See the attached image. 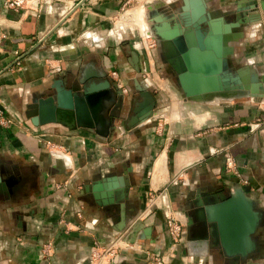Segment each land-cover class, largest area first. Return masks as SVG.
<instances>
[{
    "label": "crops",
    "instance_id": "obj_1",
    "mask_svg": "<svg viewBox=\"0 0 264 264\" xmlns=\"http://www.w3.org/2000/svg\"><path fill=\"white\" fill-rule=\"evenodd\" d=\"M79 1L45 0L39 11H24L6 8L0 0V103L16 119L9 127L0 126V182L8 176V183H15L17 167L39 170L36 186L28 183L25 194L0 193V264H89L92 239L103 244L117 236L125 243L110 264H144L145 250L164 253L174 264H228L215 251L193 254L196 232H189L194 222L188 211L190 198L200 199L202 189L227 192L234 186H242L262 212L255 234L259 251L240 264H264V98L187 100L169 65L163 88L154 92L152 117L128 127L135 114L127 121V107L122 108L107 136L56 122L34 125L25 116L34 94H48L53 78L69 71L105 74L113 89L118 85L111 69L128 89L136 86L135 79L150 88L160 80V47L147 51L142 46V38L154 34L148 7H171L176 1L180 6L181 0H143L147 27L143 11L131 7L132 21L141 28L118 19L125 0H84L67 15ZM248 2L209 4L233 10ZM234 59L264 71V20L243 29ZM145 69L152 79L143 76ZM37 135L52 143L45 145ZM56 159L63 160L64 172ZM125 168L131 182L127 212L125 219H114L88 203L80 189ZM64 180L66 188L60 186ZM171 210L182 225L176 245L165 222ZM48 241L52 254L45 257L41 248Z\"/></svg>",
    "mask_w": 264,
    "mask_h": 264
},
{
    "label": "water",
    "instance_id": "obj_2",
    "mask_svg": "<svg viewBox=\"0 0 264 264\" xmlns=\"http://www.w3.org/2000/svg\"><path fill=\"white\" fill-rule=\"evenodd\" d=\"M83 1L80 0L67 15ZM181 1L177 11L164 5L149 6L148 15L153 22L154 34L151 35L157 38L162 59L176 73L185 99L195 102L241 96H251L255 101L263 99L264 71L250 62L234 66L232 60L237 55V43L243 37V29L262 24L264 0H249L246 5H236L233 10L213 8L210 0ZM165 10H169L170 18ZM135 84L141 100L136 102L133 120L126 122L128 127L134 120L135 123L152 117L156 104L146 86L138 79ZM50 88L46 95L34 94L26 105L25 116L34 125L56 122L69 129L79 127L104 136L113 129L119 114L112 112L108 118L104 111L113 105L117 91L105 74L89 70L69 71L53 78ZM56 164L64 172L63 160L56 159ZM130 185L129 176L124 172L101 177L91 184V189L96 198L103 197V204L119 203L123 219ZM205 193L206 197L196 207L197 224L202 226L192 238L196 241L193 254L204 255L211 250L227 259L228 264H240L252 252H258L260 245L255 234L262 212L245 189L234 186L227 193ZM150 230L147 229L148 234Z\"/></svg>",
    "mask_w": 264,
    "mask_h": 264
},
{
    "label": "built area",
    "instance_id": "obj_3",
    "mask_svg": "<svg viewBox=\"0 0 264 264\" xmlns=\"http://www.w3.org/2000/svg\"><path fill=\"white\" fill-rule=\"evenodd\" d=\"M51 1H63V0H51ZM127 0H125L126 2ZM45 0H4V6L6 8L18 10L23 9L26 10H33L39 11L42 7ZM151 40V41H150ZM155 43V36H147L142 38V46L147 51L154 46ZM17 51H15V54ZM18 63V60H16ZM109 74L115 80L116 84L119 88L122 89L123 92H127V86L123 83V80L119 77L118 71L116 69H111ZM143 76L145 78H153V74L151 73L150 69L143 70ZM154 84H157L154 82ZM264 101V99H263ZM16 122V119L7 112L4 105L0 103V126L1 127H9ZM38 140L42 141L45 145L51 144V140L48 136L45 135H37ZM226 164L228 167L231 166L232 158L227 155L226 157ZM60 186L67 187V180H64ZM64 214V211H63ZM63 214L60 216V221H64ZM80 216V213L77 212ZM140 218V216H139ZM166 228L168 235L172 241L173 245H176L182 239V225L174 211H169L165 218ZM118 243V244H117ZM125 241L121 238V236H117L110 240L109 242L101 244L97 239H92L91 245V253L89 257V264H110V261L113 259V256L116 252V247L118 245L120 247L124 246ZM42 254L45 257H48L52 254V244L50 241L44 243L42 245ZM146 252V259L144 264H174L172 263L167 255L164 253L155 252L153 250H145ZM170 255H173V251L170 252ZM243 264H257V263H243Z\"/></svg>",
    "mask_w": 264,
    "mask_h": 264
},
{
    "label": "flooded vegetation",
    "instance_id": "obj_4",
    "mask_svg": "<svg viewBox=\"0 0 264 264\" xmlns=\"http://www.w3.org/2000/svg\"><path fill=\"white\" fill-rule=\"evenodd\" d=\"M179 5H177V1L175 2V4H173L171 6V8L174 11L179 10ZM155 45L156 48L159 47V43L157 41V38H155ZM158 56L160 58L161 57V52L159 51ZM170 64L167 63H163V67L164 69L169 66ZM108 79V78H107ZM109 80V79H108ZM110 81V80H109ZM111 82V81H110ZM112 85V83H111ZM147 89L155 96L154 90L151 89L150 87H147ZM115 92V101L113 102V105L111 107H108L104 113L105 115L109 118L112 115V112H118L120 111L122 108L127 107V121L133 116V114H135L134 112V107L136 106V102L141 100V96L139 91L136 89L135 87H129V89H127L126 94L123 96V91L120 88H115L114 89ZM120 108V109H119ZM16 167V166H15ZM20 170L19 173V179L16 180L15 183L13 184H9L7 181V177L8 176H4L3 178H5L3 181L4 182H0V193H6L8 191L13 192L14 194H19V195H23L25 194V189L28 183L35 185L37 184V178L39 176V170L37 168H31L29 171H27L26 168L24 167H17V170ZM126 168L125 169H118V170H114V174L115 173H123L126 172ZM7 172V170H6ZM112 172V171H111ZM36 186V185H35ZM90 189V190H89ZM81 193L85 194V200L88 201V203L90 204H95V205H99L100 208H102V210H104L106 213H108L110 216H112L114 219L116 218H120V214H121V207L119 203H111V202H107V203H102L103 201V197H99L96 198L93 194V191L91 189V184L90 183H85L82 187H81ZM220 191H223L224 193H227L223 190V188H206V189H202L201 192H204L201 196L200 199L198 197H192L190 198L192 200V203H189L190 205H192V208L188 211V214L193 218V224L189 225V232L190 234L192 232H198V229L201 228L202 225H198L197 224V212H196V207L197 204L196 202L198 200L203 201L204 198L206 197V193L205 192H210V193H218ZM132 208V209H131ZM130 210L134 209V205L132 204L131 207L129 208ZM124 212L126 214L127 212V200L125 201V205H124ZM199 226V227H197Z\"/></svg>",
    "mask_w": 264,
    "mask_h": 264
},
{
    "label": "rangeland",
    "instance_id": "obj_5",
    "mask_svg": "<svg viewBox=\"0 0 264 264\" xmlns=\"http://www.w3.org/2000/svg\"><path fill=\"white\" fill-rule=\"evenodd\" d=\"M142 1L143 0H127L126 3H125V6H123V8L120 10L118 19L126 22V24L129 23L133 28H134V26L140 27L137 23H134V21H132V17H133L132 15L133 14L129 10H130L131 7H134L133 8L134 10H132V11H140V12L143 11L142 18H143V20L145 19L144 21H145L146 27H147V20H146V18L144 16V8H143L144 5L141 4ZM127 17H128V19H127ZM139 18H140V15L138 16V20H139ZM139 24L141 25V23H139ZM143 29H146V28H143ZM155 43H156V41H155ZM155 43H154V45H155ZM232 61H233V65L234 66L240 65V64L236 63V61H235L234 58H233ZM156 62L159 63L158 65H159L160 72L158 71L159 72L158 75H159V79L160 80H158L157 84H154L155 87L154 86H151V88L152 89H156L154 92L158 93V91L160 90V86L162 87L163 86V83L165 82L164 81V76L167 75V72H165L164 67H163V64L160 63V59H159V56H158L157 49H156ZM120 248L121 247L119 245H118V247H116V252H115L113 258L120 252Z\"/></svg>",
    "mask_w": 264,
    "mask_h": 264
},
{
    "label": "bare ground",
    "instance_id": "obj_6",
    "mask_svg": "<svg viewBox=\"0 0 264 264\" xmlns=\"http://www.w3.org/2000/svg\"><path fill=\"white\" fill-rule=\"evenodd\" d=\"M165 13H167V16H169V13H170V12H169V10H168V11L165 12ZM148 16H149V15H148ZM149 17H150V16H149ZM169 18H170V16H169ZM169 18H168V19H169Z\"/></svg>",
    "mask_w": 264,
    "mask_h": 264
}]
</instances>
